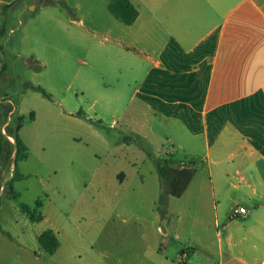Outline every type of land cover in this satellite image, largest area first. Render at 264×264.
Returning <instances> with one entry per match:
<instances>
[{
  "label": "rangeland",
  "instance_id": "1",
  "mask_svg": "<svg viewBox=\"0 0 264 264\" xmlns=\"http://www.w3.org/2000/svg\"><path fill=\"white\" fill-rule=\"evenodd\" d=\"M65 1L81 17L100 9L105 0ZM44 2L24 0L0 9V45L6 66L0 75V105L6 112L4 167L5 161L10 164L15 158L19 116L26 119L21 136L29 147L28 159L18 164L27 177L14 183L20 198L15 199L10 183L0 179V264H159L153 251L159 227L169 233L168 250L173 257L191 243L213 242L217 216L223 226L234 207L251 204L243 178L225 174L239 155L231 158L227 153L224 166H210L206 147L173 146L168 140L172 137L158 126L151 130L150 143L144 142L145 137L125 134L127 142L140 138L142 150L125 147L118 130L108 126L116 109L129 101L128 78L122 87L103 78L96 71L101 68V38L92 43L97 55L93 51L86 56L75 43L78 27L71 24L69 11L60 5L42 6ZM118 63L127 67L123 59ZM32 84L44 88L51 99L32 90ZM87 85L91 90L83 98L78 90ZM103 91L107 92L102 98ZM118 100L125 102L117 105ZM91 103H98L91 118L102 119L103 127L92 120L77 123L64 115ZM33 111L37 120L30 121ZM161 158L174 166L197 168L181 198L166 192L155 164ZM119 172H125L128 180H117ZM159 194L166 205L161 206ZM21 203L29 205L40 222L25 214ZM48 229L60 233L62 247L55 256L36 239Z\"/></svg>",
  "mask_w": 264,
  "mask_h": 264
},
{
  "label": "crops",
  "instance_id": "2",
  "mask_svg": "<svg viewBox=\"0 0 264 264\" xmlns=\"http://www.w3.org/2000/svg\"><path fill=\"white\" fill-rule=\"evenodd\" d=\"M23 1L0 0V9ZM110 1L81 17L65 0H45L42 5H60L69 11L71 24L78 27L75 43L86 56L96 52L92 43L101 38V68L96 71L103 78L121 87L128 78L129 101L116 109L108 128L118 130L125 147L142 150L140 138L127 142L125 134L145 137L144 142L150 143L151 130L161 127L172 137L168 140L173 146L206 147L210 166L219 168L224 166L225 154L239 155L225 174L241 176L249 189V207H234L223 226L217 216L209 244L191 243L170 256L169 233L159 227L153 248L159 264H264V0H130L139 11L131 26L110 13ZM3 63L0 47V70ZM88 90L91 85L78 92L84 98ZM97 104H86V109L78 105L64 115L77 123L92 120L103 127L102 119L91 118ZM34 114L32 121L37 120ZM5 150L6 144L0 159V179L6 184L14 177L15 158L10 164L5 161L4 167ZM116 177L122 183L129 178L125 172ZM161 188L160 183L159 193ZM240 207L247 209L246 214L237 213ZM245 221L248 224H242ZM51 230L59 239L60 233ZM42 233L36 235L38 241ZM61 247L60 242L53 256Z\"/></svg>",
  "mask_w": 264,
  "mask_h": 264
},
{
  "label": "trees",
  "instance_id": "3",
  "mask_svg": "<svg viewBox=\"0 0 264 264\" xmlns=\"http://www.w3.org/2000/svg\"><path fill=\"white\" fill-rule=\"evenodd\" d=\"M15 4V3H14ZM4 5L1 6L2 9L7 10L9 8H12L14 5ZM108 9L110 13L121 23L127 26L133 25L136 20L139 17V11L138 9L131 3L130 0H111L108 6ZM4 32V29H3ZM1 47V46H0ZM2 49V47H1ZM3 50V49H2ZM6 66L3 65L2 69L0 70V75L3 74L5 71ZM34 91L42 93L45 97L48 99H51V95L48 94V92L42 88L41 86H34L31 85L30 87ZM6 115L5 110L2 108V105H0V158L4 152L5 149V142L6 138L2 133V120L3 117ZM35 114L34 112H31L29 119L30 121L34 120ZM26 119L22 116H19L17 118V126H16V132H15V140H16V153H15V169H14V177L12 178L10 182V191L15 199L20 198V194L17 193L14 189V183L18 180H22L24 176L19 172L18 164L26 159H28V152L29 148L24 143L20 136V131L24 127ZM156 164V170L158 173V176L163 183V185L166 188V192L177 198H181L184 193L187 191L188 187L192 183L194 177L197 174V168L195 166H174L171 164V161L166 158L158 159ZM160 204L161 206L166 205L164 201V196L162 195L160 198ZM39 207L40 204H38ZM22 211L27 214L28 216H31L32 220L34 222H40V220H36V216L32 214L31 208L29 205L21 203L20 205ZM39 242L41 246L46 250V252L50 255L56 254L60 247V242L58 239L57 234L49 229L42 233V235L39 237Z\"/></svg>",
  "mask_w": 264,
  "mask_h": 264
},
{
  "label": "built area",
  "instance_id": "4",
  "mask_svg": "<svg viewBox=\"0 0 264 264\" xmlns=\"http://www.w3.org/2000/svg\"><path fill=\"white\" fill-rule=\"evenodd\" d=\"M7 138H8V140L11 142V143H14V139H13V137H11V136H7ZM246 212H247V209L245 208V207H240L238 210H237V213L238 214H246Z\"/></svg>",
  "mask_w": 264,
  "mask_h": 264
}]
</instances>
